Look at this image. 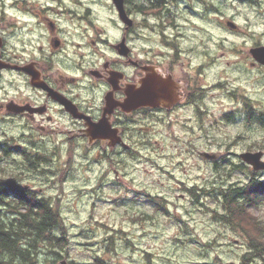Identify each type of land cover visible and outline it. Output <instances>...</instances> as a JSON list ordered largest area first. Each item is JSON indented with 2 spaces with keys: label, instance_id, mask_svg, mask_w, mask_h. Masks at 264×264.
I'll use <instances>...</instances> for the list:
<instances>
[{
  "label": "flooded vegetation",
  "instance_id": "flooded-vegetation-1",
  "mask_svg": "<svg viewBox=\"0 0 264 264\" xmlns=\"http://www.w3.org/2000/svg\"><path fill=\"white\" fill-rule=\"evenodd\" d=\"M233 1L264 14V0ZM221 2L122 0L121 18L114 0H0V182L9 184L8 195L49 197L33 183L39 171L50 181L45 134L99 148L106 160L109 153L129 154L127 132L151 116L208 115L215 18L218 27L241 32ZM109 25L121 32L115 43ZM257 47H264L260 37L249 45V65L264 69L249 53ZM232 52L242 55L240 48ZM130 94L143 95L144 105H126ZM241 99L242 112L253 113ZM100 122L111 130L109 140H90Z\"/></svg>",
  "mask_w": 264,
  "mask_h": 264
},
{
  "label": "rangeland",
  "instance_id": "rangeland-1",
  "mask_svg": "<svg viewBox=\"0 0 264 264\" xmlns=\"http://www.w3.org/2000/svg\"><path fill=\"white\" fill-rule=\"evenodd\" d=\"M217 1H222L224 13L235 18L241 32L218 27L215 18L217 65L209 76L213 88L206 100L208 115L151 116L127 132L130 155L109 153L106 160L99 148L66 142L61 134H45L53 159L50 181L46 184L39 171L33 183L38 191L59 199L68 227V262L91 263L101 256L108 264H243L242 255L248 251L244 239L213 220L217 206L213 195L196 203L187 191L207 186L213 193L215 185L247 183L245 169L234 170L222 181L224 156L246 166L238 155L260 151L264 162V128L254 123L255 118L245 125L241 99L249 100L255 114L264 112V69L250 67L247 56L257 37L264 41V14L238 1ZM233 47L242 50L238 58ZM238 108L242 113L230 114ZM259 178L264 180V170ZM148 193L157 197L162 209L145 199ZM253 214L264 222V201Z\"/></svg>",
  "mask_w": 264,
  "mask_h": 264
},
{
  "label": "trees",
  "instance_id": "trees-1",
  "mask_svg": "<svg viewBox=\"0 0 264 264\" xmlns=\"http://www.w3.org/2000/svg\"><path fill=\"white\" fill-rule=\"evenodd\" d=\"M247 109L253 113L246 114L245 125L255 118L254 123L264 128V112L255 114L257 110L251 106ZM221 162L222 181L230 177L234 170L245 169L249 178L247 183L215 185L212 186L213 193H210L207 186H195L187 191L196 203L202 196L213 195L217 204L212 211L213 220L228 226L244 239L247 246L248 251L242 255L241 262L264 264V222L253 214L264 201V180L259 178L262 171L255 172L247 166L236 165L226 156ZM8 185L0 182V264H38L41 260L42 264H57L65 259L69 236L58 204L59 199L35 196L23 191L9 196ZM7 199L11 201L6 202ZM145 199L156 210L162 209L157 197L148 193ZM109 242L112 244V238H109ZM69 264L108 263L101 256H95L91 263L71 260Z\"/></svg>",
  "mask_w": 264,
  "mask_h": 264
},
{
  "label": "water",
  "instance_id": "water-1",
  "mask_svg": "<svg viewBox=\"0 0 264 264\" xmlns=\"http://www.w3.org/2000/svg\"><path fill=\"white\" fill-rule=\"evenodd\" d=\"M116 7L118 8L119 15L121 18L125 16V11L122 5V0H114ZM250 54L252 58L255 60V62L261 64L264 66V47H257L252 48L250 51ZM142 87L140 88V90ZM139 90V91H140ZM144 94V93H143ZM143 95L137 96L136 94H130L127 99L125 100L126 105H130L132 109H137L140 106L144 105V99ZM103 122H100L99 124H96L94 126L95 129H99L101 132L96 133V138H107L110 134L109 132H106L104 128L102 127ZM93 130V131H94ZM93 131L91 133H93ZM108 131V130H107ZM90 139H92L91 134L88 135ZM117 141L112 140V144H115ZM204 157L209 159H214V156H209L207 153H204ZM239 159L246 164L247 166L251 167V169L255 172L257 171H263L264 170V162L261 160L262 158V152H243L238 155ZM58 264H69L66 260H61ZM234 264V263H230Z\"/></svg>",
  "mask_w": 264,
  "mask_h": 264
},
{
  "label": "clouds",
  "instance_id": "clouds-1",
  "mask_svg": "<svg viewBox=\"0 0 264 264\" xmlns=\"http://www.w3.org/2000/svg\"><path fill=\"white\" fill-rule=\"evenodd\" d=\"M113 19H115V16H113ZM108 29H109L110 35L112 37V42L115 43L120 38L121 32L118 29L112 28L110 25L108 26ZM97 96L99 99V97L103 96V93L102 92L97 93Z\"/></svg>",
  "mask_w": 264,
  "mask_h": 264
}]
</instances>
